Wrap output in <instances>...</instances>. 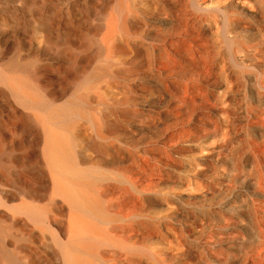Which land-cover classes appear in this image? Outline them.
I'll return each mask as SVG.
<instances>
[{
  "label": "bare ground",
  "instance_id": "6f19581e",
  "mask_svg": "<svg viewBox=\"0 0 264 264\" xmlns=\"http://www.w3.org/2000/svg\"><path fill=\"white\" fill-rule=\"evenodd\" d=\"M83 3L72 73L0 54V264H264V0Z\"/></svg>",
  "mask_w": 264,
  "mask_h": 264
},
{
  "label": "rangeland",
  "instance_id": "374dc122",
  "mask_svg": "<svg viewBox=\"0 0 264 264\" xmlns=\"http://www.w3.org/2000/svg\"><path fill=\"white\" fill-rule=\"evenodd\" d=\"M21 1H22L23 5H24V6H22V10L21 9L14 10V8L11 7L12 5H11L9 0H0V18L2 19V20L0 19V24L2 25V26H0L1 27L0 28V54H2V53H3L2 55L8 54L9 58H11L13 60H15V58H16V61H18L19 59H20L19 61H21V60L22 61H31V62L33 61L32 64H35L34 63L35 61H36V64H40V63H42V61L46 62V63H49V64H51V62H48V61H66V62H62L60 64V66L59 65L58 66H54L53 65V66L57 67V68L59 67L58 68L59 71H61L63 69L61 72H66L67 71L68 72L67 74L72 73V70H73L72 68L75 67V65H74L75 61H78V59H80L79 61H85L86 60V59L85 60L83 59L84 58V53H83L84 51L83 52L81 51V49L83 50L84 48H83V46H81L80 49H79V46L83 45V42H84V39H85L83 37H86V34L88 33L87 30L85 29V27L87 26V23H89V22L86 21V20H90V18L92 17L91 13L89 14V11L87 9L88 7L84 5L83 0H79V1L76 0V1H78L77 4H76L75 0L74 1L73 0H71V1L70 0H67V1L66 0H21ZM70 2H71V4H70ZM66 3L68 4V6H67ZM73 3H74V5H77L78 7L77 6L76 7L73 6L72 5ZM71 5L73 6L72 8L75 10L74 12H76L75 13L76 16L78 15L77 17L75 15L71 14L72 12H71V10H69ZM81 5H83V6L87 7V8H85V7L81 6ZM67 8H69L68 10L70 12L67 11ZM83 9H87V10H83ZM29 11H31V12H29ZM84 12H86V14ZM3 13H5L7 16L5 14H3ZM27 13H28V16H27ZM1 14H3L4 18L1 17L2 16ZM34 14L37 15V16H35ZM38 15L41 16V17H39ZM68 16H70V19L72 20V26H71V20H68L69 19ZM72 16H73V18H72ZM85 16L86 17L88 16L87 17L88 19ZM78 18H79V20H78ZM28 19H30V20H28ZM31 19H34L33 21L37 22V24H39L38 27L39 26L41 27V29H39V28L38 29H39L40 32L42 31L41 33H42V37H43L42 38L43 44L40 47V49L42 47H44L42 50L36 48L33 44H31V42L29 43L30 39L26 38L24 40L22 38L23 37L22 36L23 32L24 33H28V34L30 33L29 34L30 36L32 34L31 32H33V27L31 25L32 23L31 22L27 23V21L28 22L32 21ZM83 20H85L87 22V23L85 22L86 25H85V23H83L84 22ZM68 23L70 25L69 27L66 25ZM75 23H76L77 26L75 25ZM80 23H83V25L82 24L80 25ZM90 23H91V20H90ZM90 23L88 25H90ZM84 25H85V27H83ZM29 26H30V28H29ZM81 26H82V28H80ZM72 27H73V29H72ZM61 28H62V31H61ZM69 28H70L71 31H69ZM65 29H67L68 31L67 30L64 31ZM28 30L29 31L31 30V32H29ZM43 30H44V32H43ZM63 31H64V34H63ZM65 32H67V33H65ZM43 33H45V34H43ZM83 34H85V35L83 36ZM29 35H27L28 38H30ZM43 35H45V37ZM72 36H73V38H71ZM62 38H64V40ZM67 38L69 39V41H68ZM70 38L71 39L75 38L77 40L76 41L74 39V42H76V44L73 42V40L70 41ZM81 39L83 40V42H81L82 41ZM79 41L81 42V44H80ZM67 42H72V43H69L71 45H69V44L65 45ZM77 42H79V44ZM49 50H50V53L48 52ZM45 51H47V52H45ZM51 51L54 53L53 55H55V56H57L59 54L57 57H59L60 59L56 60V59H53L52 57H50V55L52 56V54H51L52 52ZM80 51L82 52V54L80 53ZM43 52H45V53H43ZM76 52H77V54H76ZM19 54H21L22 56H19ZM74 55H76V56H74ZM77 56H78V58H76ZM37 61H39L40 63H38ZM64 64H66V65H64ZM65 68L68 69V70L65 71ZM69 68H71L72 70H69ZM111 87H112V89L113 88L115 89L114 86H110L109 87L110 89H107V92L108 91L109 92L112 91ZM148 89L151 90V89H154V88L151 87V89H150V87L149 88L146 87L147 96L149 97V94H150V97H149L150 99H151V96H153L151 100H153V101L158 100L159 99V93L157 92V90L154 89V90H151V92H150ZM232 104L233 105L231 106V103H230L231 107L227 106V107H229V110L226 107L224 108L225 110L222 109V111L225 113V115L227 114L226 117H225V119L227 118V120L225 121L227 123L222 122V125L225 123V126L227 125L226 126L227 128H225L223 126L222 127L225 130L227 129V131H226L227 134L225 135L226 136L225 140L226 141L228 140V142L230 143V149L231 150L229 149V152H228L229 153L228 154L229 157L231 155L234 156V153L236 152L235 150H237L238 143H239V140H238V137H237V131H236L237 130L236 128L238 127V124H237V117H236L237 114H236V111H235V108H234L235 100H232ZM193 212H194V214L196 212V216L198 218H200V219H203L204 221L210 222V220L208 221V218L211 219V220L213 219V217L210 218L211 215L209 216L210 213L208 211L206 213L202 209L201 210L197 209V211L195 210ZM258 220L260 221V219H258ZM198 229H197L198 232L196 231V233H195L196 236L201 234V232L203 233L204 230L207 231L205 225H203V228H198ZM205 231H204V233H205ZM167 237H168V240H170V241L177 240V238H176L177 235L175 233H173V232H171V234L168 233ZM189 240H190L191 244L187 243V245H188L189 248L191 247L189 245H192L191 249H193L194 248L193 246L196 245V244L193 245V243H195L196 240L193 239V238H190ZM173 242H175V241H173ZM245 253H248V255L251 254L249 257H247V254L243 253L242 257L244 259L246 258L245 260L248 259V261L250 259H252L253 257H256V255H257V253L252 254V253H250V251H247ZM242 257H241V259H242ZM244 259H242V260H244ZM252 260H254V259H252ZM254 261H253L254 262L253 264H259L258 263V261H259L258 257Z\"/></svg>",
  "mask_w": 264,
  "mask_h": 264
}]
</instances>
